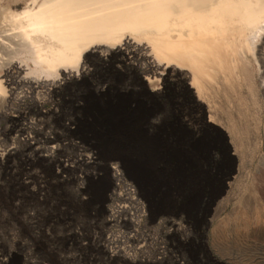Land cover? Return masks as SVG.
Wrapping results in <instances>:
<instances>
[{
    "label": "rangeland",
    "instance_id": "rangeland-1",
    "mask_svg": "<svg viewBox=\"0 0 264 264\" xmlns=\"http://www.w3.org/2000/svg\"><path fill=\"white\" fill-rule=\"evenodd\" d=\"M24 8L20 1L16 9ZM137 66L133 58L92 62L88 75L57 81L55 91L22 87L13 67L14 84L5 85L17 92L0 105V172L22 179L55 169L86 186L91 248L102 264L116 256L124 264H163L161 256L168 264H253L264 249V112L252 98L240 108L248 126L246 150L237 151L182 84L143 87L133 79ZM112 167L124 175L118 192ZM129 187L145 208L135 224V213L120 209L134 206Z\"/></svg>",
    "mask_w": 264,
    "mask_h": 264
},
{
    "label": "bare ground",
    "instance_id": "bare-ground-1",
    "mask_svg": "<svg viewBox=\"0 0 264 264\" xmlns=\"http://www.w3.org/2000/svg\"><path fill=\"white\" fill-rule=\"evenodd\" d=\"M111 58L139 61L133 79L143 87L182 84L202 117L244 152L248 117L240 108L252 98L264 112V0H0V105L17 92L7 89L13 67L25 86L55 91L57 81L70 84ZM112 170L118 192L124 175ZM127 193L134 206L120 209L134 212L135 224L145 208L133 187Z\"/></svg>",
    "mask_w": 264,
    "mask_h": 264
},
{
    "label": "snow or ice",
    "instance_id": "snow-or-ice-1",
    "mask_svg": "<svg viewBox=\"0 0 264 264\" xmlns=\"http://www.w3.org/2000/svg\"><path fill=\"white\" fill-rule=\"evenodd\" d=\"M165 118L158 117L161 126ZM89 202L86 186L64 181L55 169L22 179L0 172V264H13L16 257L25 264H102L91 248ZM111 264L124 262L116 256ZM253 264H264V249Z\"/></svg>",
    "mask_w": 264,
    "mask_h": 264
}]
</instances>
